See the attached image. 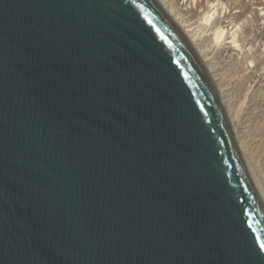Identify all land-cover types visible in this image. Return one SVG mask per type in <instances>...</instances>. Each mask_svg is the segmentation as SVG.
I'll return each instance as SVG.
<instances>
[{"label":"water","instance_id":"water-1","mask_svg":"<svg viewBox=\"0 0 264 264\" xmlns=\"http://www.w3.org/2000/svg\"><path fill=\"white\" fill-rule=\"evenodd\" d=\"M0 264H264V201L157 0H0Z\"/></svg>","mask_w":264,"mask_h":264},{"label":"bare ground","instance_id":"bare-ground-1","mask_svg":"<svg viewBox=\"0 0 264 264\" xmlns=\"http://www.w3.org/2000/svg\"><path fill=\"white\" fill-rule=\"evenodd\" d=\"M157 1L161 5L159 0ZM160 1L162 8L181 30L197 58L200 57V63L205 69L210 83L217 86L220 96H222V100L218 101L223 112L225 109H223V102L224 104L226 102L227 115L224 112L225 117L229 118L227 119L228 124L264 201V181L261 180L262 177L264 179V127L262 123L259 125L256 119L258 115L255 114L251 124L244 121L240 123L242 125L240 131H238L236 122L238 119L241 121L245 115L242 111L248 109L245 106L242 107L244 102L248 99L246 103L254 104L255 100L253 96L249 98L248 92H244L245 84L243 82L251 77L248 74L252 69L249 72L247 70L252 67L258 68L261 60L263 61L260 53L256 52L255 55L252 50L256 48L255 43L260 46L264 45V22L260 23L264 17L259 16V12L264 10V1L255 0V8L251 7L252 3L244 0ZM178 1H181L180 5ZM241 2L242 5L239 6ZM194 7L195 11L191 12ZM236 8L241 9L236 10ZM233 9L235 10L233 11ZM249 13H251L250 17L247 16ZM192 19L195 20L191 21ZM246 45L249 46L245 51ZM234 50H238L236 52L238 55L241 52L247 56L244 57L243 67L240 70L236 68L235 59L238 57L232 53ZM236 78L241 82L233 90V87L228 85L232 79ZM261 91L258 96L264 98V90ZM224 97L225 100H223ZM255 109L256 107L252 108L249 115H253ZM240 133L241 135H239Z\"/></svg>","mask_w":264,"mask_h":264},{"label":"rangeland","instance_id":"rangeland-1","mask_svg":"<svg viewBox=\"0 0 264 264\" xmlns=\"http://www.w3.org/2000/svg\"><path fill=\"white\" fill-rule=\"evenodd\" d=\"M182 1V0H181ZM181 1L179 2V5H180V3H181ZM244 1H247L248 3H252L251 4V7H253V8H255L256 7V5L254 4L255 3V0H244ZM259 1V0H258ZM262 1H264V0H262ZM159 2L161 3V5H162V2L159 0ZM242 5V2L241 3H239V6H241ZM185 7V6H184ZM188 9H190V8H188ZM192 9V8H191ZM239 9H241V8H236V10H239ZM235 9H233V11H234ZM195 11V7H194V9H193V11L191 10V12H194ZM185 12V11H184ZM259 16H263L264 17V10H261V12H259ZM247 16L248 17H250L251 16V13H249V14H247ZM195 19H192L191 21H194ZM262 22H264V19H261L260 20V23H262ZM257 43H255V47L256 48H253V50H252V53L253 54H255L256 55V52L257 53H260V56L261 57H263V61L261 60V62H260V65H259V67L258 68H249L247 71L249 72L251 69V72L248 74L249 76L251 75V77H249V79H247V81L246 82H243L245 85H244V92H248V95L250 96L249 98H251L252 96H253V99H255L254 100V104H251V102H249V103H246L247 101H248V99L244 102V104H243V106L242 107H244L245 106V108H248V109H245V111H242V113H243V118L241 119V121L238 119V121H236L237 122V127H238V131H240L242 128H241V122H245V123H249V124H251V122L253 121V118L255 117V115H258V117L256 118L257 120H258V123H259V125H261V123H262V125H263V127H264V98L263 97H261V96H258L259 95V93H260V91L262 90H264V45H262L261 44V46H263L262 48H261V46L259 45V44H257ZM247 47H245L244 48V50L246 51L247 50V48H248V46L249 45H246ZM259 48V49H258ZM243 50V51H244ZM255 50V51H254ZM259 50V51H258ZM238 51V50H237ZM237 51H233L232 53H234L235 54V57L237 56L238 58L237 59H235V62H237V65H236V68L238 69V70H240L242 67H243V65H242V63H243V61L245 60L244 59V57H247V56H244V54H242L241 52H240V54L238 55V54H236V52ZM255 52V53H254ZM233 54V55H234ZM243 55V56H242ZM249 56V55H248ZM199 61L201 62V59H200V57H199ZM234 61V60H233ZM242 65V66H241ZM236 70V69H235ZM253 72V73H252ZM230 82V81H229ZM233 82V83H232ZM241 82V80L239 81V79H232L231 80V83H229V87L231 86V88L233 87V90H235V86L237 85V84H239ZM212 85V87H214L213 88V90H214V92H215V94H216V96H217V98H218V100H222V96H220V93H219V90L217 89V86H215V85H213V84H211ZM258 89H259V91H258ZM232 90V89H231ZM217 91V92H216ZM261 91V92H262ZM218 93V94H217ZM247 95V96H248ZM255 95V96H254ZM260 98H262V99H260ZM241 99L243 100V97H241ZM223 100H225V97L223 98ZM225 104H226V102H225ZM225 104H224V102H223V109H224V112H225V114L227 113L225 110H226V107H225ZM254 107H256V109L254 110V112L255 113H253V115L251 114V115H249V113L251 112V110H252V108H254ZM255 114V115H254ZM227 115V114H226ZM249 116V117H248ZM251 117V118H250ZM260 117H262L261 119H260ZM227 119H229V118H227ZM255 119V120H256ZM256 120V121H257ZM229 122H230V120H229ZM231 124V123H230ZM239 135H241V133L239 134ZM262 155H263V152H262ZM261 180H263L264 181V179H263V177L261 178Z\"/></svg>","mask_w":264,"mask_h":264}]
</instances>
